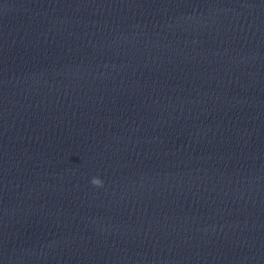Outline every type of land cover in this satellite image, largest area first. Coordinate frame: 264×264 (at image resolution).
I'll return each instance as SVG.
<instances>
[{"label":"clouds","instance_id":"obj_1","mask_svg":"<svg viewBox=\"0 0 264 264\" xmlns=\"http://www.w3.org/2000/svg\"><path fill=\"white\" fill-rule=\"evenodd\" d=\"M92 184L100 187V186H102V181L99 178H93Z\"/></svg>","mask_w":264,"mask_h":264}]
</instances>
